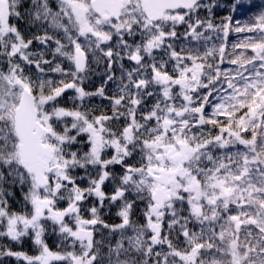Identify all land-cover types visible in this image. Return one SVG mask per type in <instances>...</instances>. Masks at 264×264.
<instances>
[{
    "label": "snow or ice",
    "instance_id": "obj_1",
    "mask_svg": "<svg viewBox=\"0 0 264 264\" xmlns=\"http://www.w3.org/2000/svg\"><path fill=\"white\" fill-rule=\"evenodd\" d=\"M0 264H264V0H0Z\"/></svg>",
    "mask_w": 264,
    "mask_h": 264
},
{
    "label": "trees",
    "instance_id": "obj_2",
    "mask_svg": "<svg viewBox=\"0 0 264 264\" xmlns=\"http://www.w3.org/2000/svg\"><path fill=\"white\" fill-rule=\"evenodd\" d=\"M222 12H226V9L225 10H221ZM241 13H238L237 14V17L236 18H241ZM234 37H230V39H233ZM50 243H51V241H50Z\"/></svg>",
    "mask_w": 264,
    "mask_h": 264
}]
</instances>
